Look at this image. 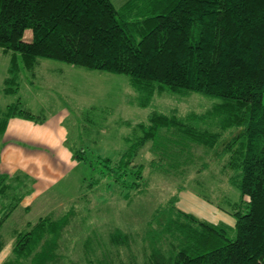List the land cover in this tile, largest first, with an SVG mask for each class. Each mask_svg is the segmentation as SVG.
Segmentation results:
<instances>
[{"label": "trees", "instance_id": "16d2710c", "mask_svg": "<svg viewBox=\"0 0 264 264\" xmlns=\"http://www.w3.org/2000/svg\"><path fill=\"white\" fill-rule=\"evenodd\" d=\"M0 54L10 57L5 95L18 93L13 86L22 71L45 59L125 75L144 108L166 91L219 99L186 122L154 113L139 125L142 135L127 140L119 161L96 157L89 183L98 187L112 177L123 190L139 186L132 180H140L143 168L131 164L149 142L157 143L161 129L182 132L206 148L234 131L223 149L234 171L230 182L240 192L230 214L233 227L171 208L161 234L169 249L157 248L146 264H264V0H131L123 12L110 0H0ZM9 108L0 118V135L13 118L47 119ZM83 153L88 156L86 149L74 154L78 164H84ZM10 191L13 178L0 174V196ZM18 207L0 216V231ZM181 218L197 227L186 231ZM66 223V217L39 219L29 232L19 231L7 264L31 256L48 235L58 239ZM42 254L39 264H49L51 252Z\"/></svg>", "mask_w": 264, "mask_h": 264}, {"label": "rangeland", "instance_id": "374dc122", "mask_svg": "<svg viewBox=\"0 0 264 264\" xmlns=\"http://www.w3.org/2000/svg\"><path fill=\"white\" fill-rule=\"evenodd\" d=\"M122 5L114 0L119 11ZM8 63L10 57L0 54V118L11 106L30 111L38 119L59 114L73 153L81 149L88 152V156L82 154L84 164L79 163L32 208L16 210L1 229L3 235L14 229L17 234L26 233L39 219L57 222L66 217L58 239L48 235L31 256L11 262L39 264L37 257L51 252L49 264H146L157 248L169 249L161 234L171 208L233 227L230 214L240 192L230 182L234 171L228 167L223 149L234 131L226 132L214 147L206 148L182 132L161 129L157 143L149 142L131 164L136 169L143 168L140 180L136 176L132 180L139 186L123 190L113 185L112 177V181L108 177L102 179L98 187L89 183L93 174L89 165L96 157L119 161L129 147L127 140L141 136L139 125L148 124L154 113L186 122L220 104L219 99L166 91L155 94L144 108V99L125 75L45 59L39 60L34 70L22 71L17 86H13L18 93L5 95L1 80ZM24 192L25 189H18L0 196V216L19 204ZM179 220L187 226L186 231L197 227L188 218Z\"/></svg>", "mask_w": 264, "mask_h": 264}, {"label": "crops", "instance_id": "0c3cea01", "mask_svg": "<svg viewBox=\"0 0 264 264\" xmlns=\"http://www.w3.org/2000/svg\"><path fill=\"white\" fill-rule=\"evenodd\" d=\"M110 1L114 5V0ZM117 1L123 5L120 11L115 7L116 10L123 12L124 6L131 0ZM5 72L2 84L7 77V69ZM64 123L59 114L49 116L43 124L18 117L11 119L6 132L0 135V174L13 178L14 190L25 189L17 210L32 208L46 192L78 166L68 143L70 136ZM196 202L204 204L199 200ZM16 232L17 229H14L5 235L0 234V264H7L14 256L20 233Z\"/></svg>", "mask_w": 264, "mask_h": 264}]
</instances>
